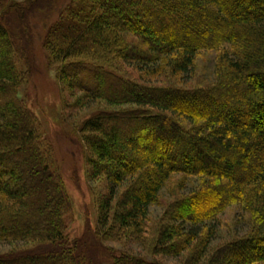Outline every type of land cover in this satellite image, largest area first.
<instances>
[{
    "label": "trees",
    "instance_id": "16d2710c",
    "mask_svg": "<svg viewBox=\"0 0 264 264\" xmlns=\"http://www.w3.org/2000/svg\"><path fill=\"white\" fill-rule=\"evenodd\" d=\"M43 48L76 109L105 107L79 129L90 176L106 181L98 219L105 235L145 234L169 176H203L221 183L168 205L172 224L160 225L154 255L264 264V0H71ZM207 51L217 53L211 87L165 83L162 66L183 85ZM18 53L0 23V242L20 243L0 264H80L66 248L63 183L18 98ZM206 201L213 206L194 209ZM233 204L252 230L213 250L211 223ZM112 264L164 263L121 255Z\"/></svg>",
    "mask_w": 264,
    "mask_h": 264
},
{
    "label": "rangeland",
    "instance_id": "374dc122",
    "mask_svg": "<svg viewBox=\"0 0 264 264\" xmlns=\"http://www.w3.org/2000/svg\"><path fill=\"white\" fill-rule=\"evenodd\" d=\"M6 1L0 7V23L8 29L18 46L19 53L15 61L22 76L18 98L35 116L40 139L50 156L52 170L63 183L70 207L65 217L66 248L71 251L72 257L78 259L80 264H112L113 259L121 255L140 257L147 261L161 259L164 264L188 263L190 255L187 252H182L177 259L154 255V240L160 225L172 224L163 215L164 211L174 200L205 189L207 183V190L211 189L212 185L221 181H209L203 176L172 174L161 188L157 202L150 207L145 234L135 236L131 230H126L110 232L111 237L109 233L105 235L98 222L101 214L99 203L107 194L105 177L94 179L90 176L86 165V149L79 134L83 122L98 109L105 107L76 109V95L72 96V90L67 87L61 88L56 66L49 63L48 54L43 48L47 29L57 21L71 0ZM216 56L217 53L210 51L197 54L191 81L186 84L180 85L177 78L169 77L170 69L167 67L162 66L160 75L169 86L186 89L211 87L216 79ZM195 156L199 154L195 153ZM213 204L214 201H206L194 209L200 213L205 212ZM189 209L184 210V213L192 214L193 209ZM215 218L211 223L214 234L210 248L213 250L244 237L252 230L251 217L236 204L226 207ZM19 245L0 242V254L10 253Z\"/></svg>",
    "mask_w": 264,
    "mask_h": 264
}]
</instances>
